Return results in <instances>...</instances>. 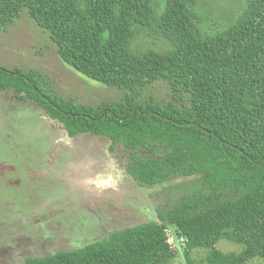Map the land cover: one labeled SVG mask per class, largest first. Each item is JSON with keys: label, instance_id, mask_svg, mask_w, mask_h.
<instances>
[{"label": "trees", "instance_id": "16d2710c", "mask_svg": "<svg viewBox=\"0 0 264 264\" xmlns=\"http://www.w3.org/2000/svg\"><path fill=\"white\" fill-rule=\"evenodd\" d=\"M228 28L208 32L199 0H0V32L27 12L78 73L123 93L92 107L57 95L37 71L0 68V92L34 103L70 137L91 134L130 151L142 186L172 185L158 221L115 231L72 251L23 264H170L174 226L209 264L264 259V0ZM160 5V7H158ZM159 34L163 49H137ZM168 89L161 100L152 90ZM221 241L243 246L224 254Z\"/></svg>", "mask_w": 264, "mask_h": 264}, {"label": "rangeland", "instance_id": "374dc122", "mask_svg": "<svg viewBox=\"0 0 264 264\" xmlns=\"http://www.w3.org/2000/svg\"><path fill=\"white\" fill-rule=\"evenodd\" d=\"M160 7V5H158ZM198 13L208 32L232 25L246 9L244 0H199ZM137 49H163L158 32L140 35ZM0 68L37 71L49 77L57 95L87 106L119 101L123 93L83 77L67 65L58 47L27 12L0 32ZM157 84L152 92L168 99ZM130 151L102 136L70 137L34 103H22L0 92V264H23L29 258L72 251L111 233L150 221L167 203L179 178L158 186H142L128 173ZM175 253L170 264H188L185 240L168 228ZM224 254L243 246L221 241ZM209 250L188 252L194 264H209ZM247 264H264L254 259Z\"/></svg>", "mask_w": 264, "mask_h": 264}]
</instances>
